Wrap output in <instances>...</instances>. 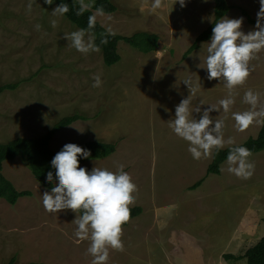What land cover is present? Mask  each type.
<instances>
[{"label": "rangeland", "instance_id": "374dc122", "mask_svg": "<svg viewBox=\"0 0 264 264\" xmlns=\"http://www.w3.org/2000/svg\"><path fill=\"white\" fill-rule=\"evenodd\" d=\"M94 1L83 0L89 9ZM112 1L118 10L97 16V21L121 35L155 32L158 50L143 53L121 41V59L107 66L100 50L84 54L70 46L63 35L78 27L65 16H52L55 3L33 0L27 12L28 0H0V85L20 82L16 89L0 93V142L39 137L63 116L86 115L88 119L60 130L51 148L59 151L66 143L80 145L92 139L117 143L112 155L80 159V166L115 170L122 164L136 185L129 207L143 208L122 228L123 250L109 249L108 264H245L246 258L223 256L242 255L264 231V150L251 154L255 169L246 180L226 170L207 176L214 150L193 160L186 142L167 122L175 105L189 94L182 83L186 77L198 86L191 104L196 118L197 107L216 104L227 92L222 81L208 80L206 69L198 67L206 55L201 48L206 41L184 56L211 24L217 0H186L184 7L162 0V7L155 10L152 0ZM227 1L234 6L225 16L243 17L241 30L247 33L255 25L258 0ZM238 7L245 8L253 21ZM249 64L253 70L233 90L235 102L229 113H211L224 120V137L236 144L257 136L264 124L262 118L260 124L238 131L231 118V112L249 108L242 102L249 88L261 93L264 105V50ZM96 74L100 87L92 86ZM3 173L18 190L31 195L16 204L0 197V264L12 257L15 264H90L88 241L76 242L73 235L76 213L44 210L41 194L50 189L37 181L22 158L4 162ZM200 179L203 182L191 188Z\"/></svg>", "mask_w": 264, "mask_h": 264}, {"label": "clouds", "instance_id": "9594fccd", "mask_svg": "<svg viewBox=\"0 0 264 264\" xmlns=\"http://www.w3.org/2000/svg\"><path fill=\"white\" fill-rule=\"evenodd\" d=\"M46 4H53L54 0H44ZM184 7L186 0H175ZM259 10L256 22L247 33L241 30L243 17H220L214 22L211 36L201 45L206 55L198 67L207 71V79H218L223 82L227 92L216 104L201 110L199 118L193 115L191 104L198 91L197 84L191 77H186L182 83L187 86L189 94L175 105L174 115L167 121L171 132L187 144V151L193 160L208 157L213 150H220L229 145L224 164L220 171H227L238 178L248 179L253 175L255 163L250 159L251 152L243 144H236L233 138L224 137L225 122L215 119L211 113L222 110L229 113L234 104L233 90L242 85L253 68L249 61L257 53L264 50V0H258ZM33 0H28L26 11L32 10ZM83 0H79L76 14L81 15L86 9ZM162 7V0H152L153 10ZM69 11V5L63 0L51 10L52 16H64ZM104 15L103 9L97 8L87 18V28H78L63 37L70 46L80 53L99 51V45L91 30L95 28L97 16ZM53 27L56 21L52 20ZM40 30L41 25H35ZM102 27H104L102 25ZM105 35L100 43H106L108 36H114L111 26L104 27ZM206 45V48L204 46ZM199 55V53H198ZM200 57V56H199ZM201 60V58H200ZM93 87H100V75L92 77ZM261 93L247 89L242 102L249 105L243 111L231 112L234 127L238 131L247 129L253 123L260 124L264 118V105H260ZM204 105L203 100L200 102ZM89 150L75 143H66L52 157L51 168L45 179L51 182L50 190L41 194V203L46 212L58 213L62 210H72L76 213L72 223L75 225L74 238L76 242L88 241L86 252L91 256L90 264H108L109 249L122 251V225L129 221L136 185L121 164L115 170L106 167L87 169L80 166V159H87ZM226 165V168H225Z\"/></svg>", "mask_w": 264, "mask_h": 264}, {"label": "trees", "instance_id": "16d2710c", "mask_svg": "<svg viewBox=\"0 0 264 264\" xmlns=\"http://www.w3.org/2000/svg\"><path fill=\"white\" fill-rule=\"evenodd\" d=\"M62 0H54L53 3L58 5ZM64 3L69 5V11L64 15L70 22L75 24L78 28H87V18L93 13V10L97 8L103 9L104 13H114L118 10L117 5L112 0H95L91 6L92 9L87 8L81 15L76 14V9L79 7L78 0H63ZM234 5L229 4L227 0H217L216 8L214 12V18L211 24L203 30L192 43V45L185 52L184 56H187L199 47V42L209 40L214 26V22L224 17L226 13ZM242 13L247 16L249 21H253L250 18L248 11L245 8L238 7ZM91 34L95 37V42L99 45V50L102 52L103 61L107 66H111L117 63L121 59V55L118 52L119 42L124 41L133 48L143 52L150 53L158 50L159 48V36L155 32L147 30H138L131 35H121L115 33L114 36H108L106 43H100L101 38L105 35L104 27L97 21L95 28L91 30ZM20 85V82H9L0 85V93L4 90H13ZM78 119H88V116L80 114L78 112L63 116L56 121L52 127L42 136L39 137H15L5 142H0V197L5 199L10 204H16L18 199L22 196L31 195L29 190H18L13 182L8 179L3 173V164L8 160H14L17 157L22 158L37 181L45 188L50 189L51 182L46 181L45 176L48 171L55 172L51 168L50 161L52 157L58 152L54 151L50 142L53 137L64 127L72 124ZM246 146L251 154L264 150V124L261 126L257 136L249 137L246 141L240 143ZM82 148L89 150L90 156L87 159H100L105 158L113 153L117 149V143L108 142L102 139H92L80 144ZM229 147L222 148L220 150H214L211 163L208 165L206 175L219 174L221 165L225 161V157ZM203 182V179L198 180L191 188L198 187ZM131 215L130 219L141 215L143 208L140 205L130 207ZM129 222V221H128ZM128 222L122 225V228L128 224ZM264 223V220H263ZM225 259H244L245 264H264V233L258 239V241L250 246L242 255L224 254ZM16 257H12L10 260L3 264H15ZM28 264H37L30 262Z\"/></svg>", "mask_w": 264, "mask_h": 264}, {"label": "crops", "instance_id": "0c3cea01", "mask_svg": "<svg viewBox=\"0 0 264 264\" xmlns=\"http://www.w3.org/2000/svg\"><path fill=\"white\" fill-rule=\"evenodd\" d=\"M264 231L262 232V235H263Z\"/></svg>", "mask_w": 264, "mask_h": 264}]
</instances>
